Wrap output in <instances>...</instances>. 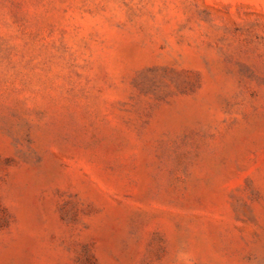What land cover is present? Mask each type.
Wrapping results in <instances>:
<instances>
[{
    "label": "rangeland",
    "instance_id": "obj_1",
    "mask_svg": "<svg viewBox=\"0 0 264 264\" xmlns=\"http://www.w3.org/2000/svg\"><path fill=\"white\" fill-rule=\"evenodd\" d=\"M0 264H264V0H0Z\"/></svg>",
    "mask_w": 264,
    "mask_h": 264
}]
</instances>
